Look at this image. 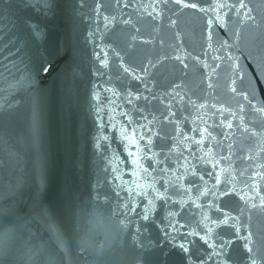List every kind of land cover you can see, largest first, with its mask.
<instances>
[{
  "label": "water",
  "instance_id": "water-1",
  "mask_svg": "<svg viewBox=\"0 0 264 264\" xmlns=\"http://www.w3.org/2000/svg\"><path fill=\"white\" fill-rule=\"evenodd\" d=\"M209 2L216 0H203L204 6ZM223 2L245 7L240 16L224 10L225 26L213 28L211 47L202 14L170 5L154 20L147 8L152 0H56L46 16L38 9L16 13L19 28L0 23V264H221L223 257L187 233L204 234L203 215H218L208 209L214 192L231 188L225 182L233 177L237 190L242 187L237 173L255 167L247 157L264 145V113L231 91L238 64L259 78L253 104H264L257 67L264 62V0ZM35 23L44 36L34 42L28 26ZM105 53L108 67L97 59ZM174 54L187 56L188 67L167 58ZM45 62L51 72L41 71ZM122 63L143 79L124 73ZM221 107L225 112L217 111ZM206 127L212 136L197 145ZM122 129L128 135L135 129L139 153ZM140 135L151 136L152 145ZM193 167L205 176L206 184H197L206 195L189 184ZM184 187L192 190L186 194ZM224 201L242 236L251 235V246L264 255L259 201L256 208L238 196L215 202ZM209 227L217 243L231 237L225 251L246 264L244 239L232 228ZM182 241H192L188 253L179 248Z\"/></svg>",
  "mask_w": 264,
  "mask_h": 264
},
{
  "label": "snow or ice",
  "instance_id": "snow-or-ice-1",
  "mask_svg": "<svg viewBox=\"0 0 264 264\" xmlns=\"http://www.w3.org/2000/svg\"><path fill=\"white\" fill-rule=\"evenodd\" d=\"M173 6L172 10L175 12H180L182 10H188L192 13H200L202 14L201 19L203 20V23L205 25L204 31L207 32V39L209 41L208 46L211 47V41L213 38V28L214 27H224L225 26V17H227L228 13L224 11L225 9H228L232 12H234L237 16L241 15V9L245 7V5L241 2L239 4H229L226 2H223V0H216V2H209L208 6L205 7L203 0H152V3H149L147 5V8H150L151 11L148 12V15L151 16L154 20L156 17H162L165 10L169 8V6ZM56 0H0V23H4L7 21L9 24L12 25L13 28H19L23 21L21 20V17L16 15V13H19L22 9L28 10V11H38V15H47L48 13H51L55 7H56ZM129 4L125 3L124 8H128ZM7 14V15H6ZM11 18V19H10ZM115 19V17H113ZM104 20L107 22L108 17L105 16ZM125 24H130L131 21L125 20ZM172 24H175V21H171ZM7 31V29H5ZM29 34L32 38V40L35 42L36 40L41 39L44 36V33L42 32L41 27L39 24L35 23V26L29 25L28 26ZM135 31L138 33L139 29L136 28ZM14 34V32L12 33ZM132 41L137 40V36L133 35L131 37ZM7 42V41H5ZM143 43H148L149 41H142ZM8 52L11 51V48L7 49ZM169 59L176 60L182 68H187L188 64L186 63L187 56H181L179 54H174L172 57H167ZM98 60H101V66L102 67H108L107 62V53L104 54L103 57L97 56ZM193 59L197 60L199 62V57H193ZM218 59V58H217ZM163 62V61H161ZM150 66H155L151 62ZM207 67V64L204 65ZM121 67L123 68L124 73H126L128 76H132L134 79L142 80V77H137L135 75V72L130 69L129 67H125L123 63L121 64ZM257 67L259 69V77H264V62L257 63ZM41 71L43 72H51L52 66L51 64L45 62L42 67ZM141 71H147L146 68L141 69ZM237 80L240 81V88L236 87ZM260 83L259 78L256 77L255 73L252 75H249V73L240 65H235L233 68V78L231 79V91L233 94H238L242 100L246 101L248 104V107L252 108L256 112L264 113V104H261V106L257 107L255 104H253V101L255 100V93L257 85ZM210 88L212 87L211 83L208 85ZM176 87H179L177 85ZM110 91V90H109ZM178 95V94H177ZM95 99L99 100V96H96ZM139 99V97H137ZM147 99V97H145ZM193 106L195 105L194 101H189ZM167 107H171V105H167ZM200 108L206 107L205 104H200ZM213 107H216L213 105ZM244 110V106H240V111ZM218 112L223 113L225 112V109L223 107L217 109ZM172 115H175V113H172ZM228 115L234 116L235 113L229 112ZM172 122V121H169ZM221 123L223 124L224 121L222 120ZM227 128H231V122L224 125ZM101 127H104L103 124H101ZM151 131V130H150ZM179 131V130H178ZM192 131H196V129H192ZM247 131V129H245ZM181 135H184V138L186 140H192L193 137H189L184 133H180ZM212 136V133L209 131V129L206 127L204 129L199 130V136L200 139L196 140L195 143L197 145H203L204 144V138L205 135ZM121 135L125 140L128 141L130 145H133L137 153L141 151L139 144L137 143V140L134 139L135 137V129L132 130V135H128L127 132H125L123 129L121 131ZM253 136L257 135V133L253 132ZM261 135H264L262 133ZM175 138V137H173ZM215 139V137H212ZM104 140H107L108 137L104 136ZM140 141H146L147 145H152L153 141L151 136H144L140 135L138 137ZM145 153L144 158L147 157V153L151 152V147H147L143 150ZM211 150L209 149V153ZM129 157L133 156L132 151H128ZM182 155V154H181ZM194 159H202V157H195ZM221 159H225L224 157H221ZM249 161L252 162L255 167H248L243 169L241 172L237 173V177H241L242 180L239 181L243 184L242 187H240L238 190L236 188V177H233L232 181H227L226 184L231 183L232 187L228 188L225 187L222 192L219 194H215L214 192V199L208 204V209H214L215 212L218 215L209 217L207 214H204L202 219L205 222L204 227L206 231L203 235L196 231H191L187 233V235L198 237L200 241H202L205 245H207L209 248L213 249V255H215L218 259L220 257H223V260L221 261V264H236L235 261H231V257L228 255V253L225 251V249H228L230 247V244L232 242V238L229 237L228 239H222L219 241V243L215 242L212 237L213 229L209 227V223L216 225L219 227H226V228H232L234 229L233 235L240 237L244 239L243 248L245 252L247 253L246 256H244L242 259L246 261V264H264V255L257 252L256 249H254L252 245V238L251 235L244 237L242 236L241 229L237 226V220L238 218L234 215H232L233 209L230 208V201H224L222 204H216V200L220 199L221 197H231V196H238L240 201H243L245 205H250L252 208L257 207V200L259 201V206L261 208H264V145L260 146L259 153L254 157L253 155H249L247 157ZM212 169H215L217 167L218 162L212 158ZM132 163L134 165L137 164V160L133 159ZM170 168L162 169L164 172L170 171ZM145 172L148 171V169H144ZM223 171V170H221ZM199 169L192 168L191 170V179L189 180V184L196 187V191L199 192L201 195L207 194V189L205 188L203 192H201L200 186L197 184V181L204 182L205 176L204 175H198ZM245 173L247 175L245 176ZM207 175H211L214 177L216 184L220 183L219 175L214 172H208ZM183 177H177V179H182ZM167 183V181H166ZM192 189L191 187H184V192L187 194ZM140 194V193H138ZM156 196L164 199L165 196L159 192V190H156ZM199 200V196L196 198ZM149 204L152 203L151 200L148 201ZM182 203V201H181ZM192 203L196 204L197 208H201L202 206L200 204H197L196 201H192ZM129 211H133L134 209L130 206H127ZM242 211V210H240ZM145 212H147V208L145 209ZM170 216H175L176 213H170ZM144 219H148L147 215H144ZM192 241H182L179 244V248L185 252H189V248L187 247V244H191ZM196 264H202L201 261H197Z\"/></svg>",
  "mask_w": 264,
  "mask_h": 264
}]
</instances>
